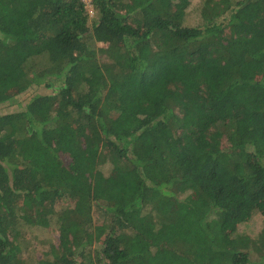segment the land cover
I'll return each instance as SVG.
<instances>
[{
    "label": "trees",
    "instance_id": "16d2710c",
    "mask_svg": "<svg viewBox=\"0 0 264 264\" xmlns=\"http://www.w3.org/2000/svg\"><path fill=\"white\" fill-rule=\"evenodd\" d=\"M6 104L0 264H264V0H0Z\"/></svg>",
    "mask_w": 264,
    "mask_h": 264
},
{
    "label": "rangeland",
    "instance_id": "374dc122",
    "mask_svg": "<svg viewBox=\"0 0 264 264\" xmlns=\"http://www.w3.org/2000/svg\"><path fill=\"white\" fill-rule=\"evenodd\" d=\"M85 3H86V5H87V8L88 9H91V0H83ZM199 1L200 0H192V3H193V5H196V4H198L199 3ZM190 13H189V16L187 17V23L186 24H189V25H193L194 24V20H193V10L191 9L190 11H189ZM42 89V88H41ZM43 90L44 89H42V90H39V89H37V90H35V91H33V92H28L25 96V98H30L31 96H33L34 95V93L35 92H38V93H43ZM25 98H23V97H21L19 100H20V102H25L26 100H28V99H26V100H24ZM17 107H16V105H8V104H6V105H2L1 107H0V113H5V112H8V111H12V110H14V109H16ZM254 220H255V224L253 225V227H252V232L254 233V231L256 230V229H258V226L261 224V222H262V218H261V216H259V215H257L255 218H254ZM49 235H50V237L53 239V241L54 242H56V241H58V234L56 233V232H54V231H49V232H47ZM48 234H46V233H44L43 235V237L45 238V239H47L46 238V235H48ZM255 234V233H254ZM28 237H29V235H28ZM31 238V237H30ZM41 238H42V235H41ZM43 239V238H42ZM36 245H38L37 243H36ZM38 248H37V253H36V257L37 258H42L43 257V251L44 250H47V248H48V243L47 244H45V245H38L37 246ZM46 248V249H45Z\"/></svg>",
    "mask_w": 264,
    "mask_h": 264
}]
</instances>
